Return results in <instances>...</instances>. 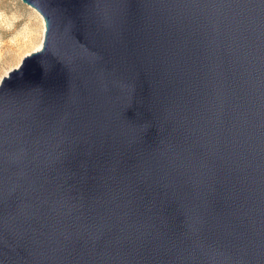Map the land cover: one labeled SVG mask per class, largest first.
<instances>
[{
	"label": "water",
	"instance_id": "obj_1",
	"mask_svg": "<svg viewBox=\"0 0 264 264\" xmlns=\"http://www.w3.org/2000/svg\"><path fill=\"white\" fill-rule=\"evenodd\" d=\"M20 1L0 264H264V0Z\"/></svg>",
	"mask_w": 264,
	"mask_h": 264
},
{
	"label": "rangeland",
	"instance_id": "obj_2",
	"mask_svg": "<svg viewBox=\"0 0 264 264\" xmlns=\"http://www.w3.org/2000/svg\"><path fill=\"white\" fill-rule=\"evenodd\" d=\"M33 20L36 23L38 22L36 25L39 27L38 15L32 8L23 4L20 0H0V80L8 71L16 68L24 56L37 50L22 47L10 51L7 48V43H9V46H12L15 42L13 37L21 33L26 24L31 25ZM37 27H32L33 33L35 32L33 35L36 38V41L32 42L34 45L41 44L42 40L43 33L40 30L38 31Z\"/></svg>",
	"mask_w": 264,
	"mask_h": 264
},
{
	"label": "bare ground",
	"instance_id": "obj_3",
	"mask_svg": "<svg viewBox=\"0 0 264 264\" xmlns=\"http://www.w3.org/2000/svg\"><path fill=\"white\" fill-rule=\"evenodd\" d=\"M38 18H39V22H40L39 27H37V25H36L38 22L36 23V21H34V20H33V22H31V25H27L26 24L25 28L21 31V33H18V34H16L15 37H13L14 40H15L14 44H12V46H9V43H7L8 44L7 45L8 50L14 51L15 48L19 49V48H22V47L31 48V49H39L40 44L34 45L32 43V42H34V40L36 41V38L33 35L35 32L33 33V30H32L33 28L32 27L36 26L37 30L38 31L40 30V32L42 31V33H43V30H44L43 21H42V19H41V17L39 15H38ZM35 30H36V28H35ZM36 33H38V32H36Z\"/></svg>",
	"mask_w": 264,
	"mask_h": 264
}]
</instances>
